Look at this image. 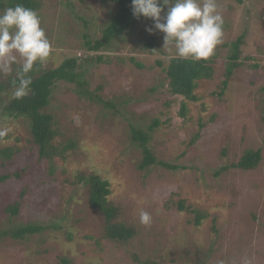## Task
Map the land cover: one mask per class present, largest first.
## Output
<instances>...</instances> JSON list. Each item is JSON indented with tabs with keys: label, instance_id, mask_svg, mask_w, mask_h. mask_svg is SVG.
Wrapping results in <instances>:
<instances>
[{
	"label": "rangeland",
	"instance_id": "1",
	"mask_svg": "<svg viewBox=\"0 0 264 264\" xmlns=\"http://www.w3.org/2000/svg\"><path fill=\"white\" fill-rule=\"evenodd\" d=\"M40 2L36 12L53 47L43 67L102 55L90 66L80 61L78 72L113 107L57 82L46 111L54 116L55 142L73 146L54 168L39 156L28 119L0 114V148H19L0 159V177H7L0 180V232L29 223L44 228L25 239L1 236L0 264H59L62 258L69 264H264V0H217L228 26L210 57L213 76L195 90L197 101L170 91L165 69L177 54L174 43L164 46V33L147 31L152 19L142 17L108 48L92 52L87 41L102 37L118 9L113 0ZM242 34L238 61L252 59L233 69L224 88L232 43ZM131 125L149 131L157 160L179 167L139 169L143 152ZM247 150L261 151L259 164L232 167ZM92 173L110 183L115 221L135 229L127 241L105 235L104 214L89 202ZM15 203L20 210L11 216L5 208ZM141 210L150 213V226L140 223Z\"/></svg>",
	"mask_w": 264,
	"mask_h": 264
},
{
	"label": "trees",
	"instance_id": "2",
	"mask_svg": "<svg viewBox=\"0 0 264 264\" xmlns=\"http://www.w3.org/2000/svg\"><path fill=\"white\" fill-rule=\"evenodd\" d=\"M113 1L118 6V9L103 29L102 37L95 41L88 39L86 46L89 51L98 52L102 49L108 48L115 38L128 30L131 31L134 22L140 21L143 17L141 16L137 19L133 15L132 0ZM235 1L239 3L244 2V0ZM17 4H22L24 7L30 8L34 11H38L41 7L40 0H4V2L3 0H0V8H5L7 6L15 7ZM81 19L86 24V18L81 16ZM226 26H228V24L227 22H224L223 28H226ZM156 41L157 38L152 36L146 46L152 50L156 47ZM243 43L244 34L240 35L236 41L232 43V49L229 55L230 62L227 67L228 78L223 82L224 88L228 84L233 69L245 64V60L252 59V56H246L245 60L238 61L241 57V46ZM94 60L101 62L104 58L102 55L98 57L91 55L84 58L69 57L64 59L59 65L56 64V66L46 69L43 67V64H37L34 67V70L30 73L32 76L31 90L29 94L22 99H15L12 96V80L16 78V75H11L8 81H0V114L8 118L25 116L28 119L32 140L38 147L39 156L47 158L52 162V168L56 166L53 164H56L57 161L61 162V160L65 158L67 151L73 146L72 143L58 144L55 142L57 130L55 128L54 116L52 113L46 111V108L50 104L53 88L58 81L72 83L80 93L88 96L89 99L104 103L105 101L101 97L90 91L88 81L83 80L84 72H78L80 61H84V64L90 66ZM158 63L161 64L162 62L159 61ZM137 64L142 66L141 63ZM255 66L258 67L257 64H255ZM165 70L170 91L173 94L183 96L185 99L191 101H197L199 98L195 93L199 81L210 79L214 74V67L211 64L210 58L207 60L201 59L196 61L191 58L183 59L178 56H172L169 59ZM105 104L109 105V107H113L111 102H105ZM185 111L186 103L184 102L182 104V114H184ZM157 124L158 121L156 120L155 124L149 127V130H153ZM131 128L132 138L138 143L137 145H139L143 152V159L138 164L139 169H146L153 164H159L170 169H176L179 167L174 164L157 160L149 147V131H145L134 125H131ZM18 150L19 148H12L11 146L0 148V159H8ZM261 159L262 155L260 150H247L238 162L232 164V167L251 170L259 164ZM226 168L227 167L224 169ZM5 179H7L6 176L0 177V180ZM86 182L90 186V205L104 214L105 235L108 238L119 241H127L130 239L135 234V229L115 221L119 209L117 206L109 203L108 196L111 194L109 181L92 173L87 177ZM179 207L181 209L185 208L184 203L180 202ZM19 210V203L10 204L5 208V211H9L11 216L17 215ZM200 223L201 215L197 214L195 224L199 225ZM43 229L44 228L37 223H29L7 231H2L0 232V237L6 234H11L13 238L25 239L28 235L40 232ZM69 263L70 261L67 258H62L59 264Z\"/></svg>",
	"mask_w": 264,
	"mask_h": 264
},
{
	"label": "clouds",
	"instance_id": "3",
	"mask_svg": "<svg viewBox=\"0 0 264 264\" xmlns=\"http://www.w3.org/2000/svg\"><path fill=\"white\" fill-rule=\"evenodd\" d=\"M132 12L137 19L141 16L152 19L154 27L147 31L164 33V46L174 43L180 58L207 60L223 43L224 19L217 0H132ZM52 53L51 41L36 11L17 4L0 13V74H11L16 65L13 98L22 99L29 94L30 73L37 64H44ZM4 134L0 131V136ZM139 220L147 227L152 217L141 210Z\"/></svg>",
	"mask_w": 264,
	"mask_h": 264
}]
</instances>
